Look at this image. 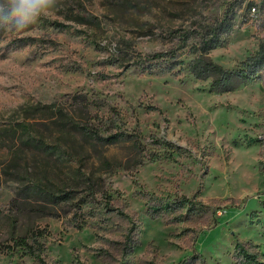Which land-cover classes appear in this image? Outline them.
<instances>
[{"label":"rangeland","instance_id":"1","mask_svg":"<svg viewBox=\"0 0 264 264\" xmlns=\"http://www.w3.org/2000/svg\"><path fill=\"white\" fill-rule=\"evenodd\" d=\"M228 12L233 28L209 55L234 69L264 47V0H62L27 29L0 31V264H178L195 253L235 264L243 242L264 259V79L217 91L190 72L193 47ZM83 126L138 141L103 143ZM145 194L210 209L154 217ZM35 233L44 261L7 247Z\"/></svg>","mask_w":264,"mask_h":264},{"label":"trees","instance_id":"2","mask_svg":"<svg viewBox=\"0 0 264 264\" xmlns=\"http://www.w3.org/2000/svg\"><path fill=\"white\" fill-rule=\"evenodd\" d=\"M254 4H249V9L254 7ZM233 28V14L228 12L221 19L216 21L215 23L208 24L206 32L201 35L200 42L193 47L192 52L195 54L194 58L190 63V72L197 79H211V85L214 90L217 91H231L236 89L239 85L247 82H251L254 80H262L264 79V47H261L260 51L254 55H251L244 59L237 68H226L221 64L213 61L210 57L209 52L211 49L224 45L225 43V34L228 33ZM5 27H0V31H4ZM189 38L188 32H184L181 34V46H186V41ZM172 51H159L151 54V58L153 59H173L174 54ZM53 105H45L39 109L50 110ZM58 115L54 119H58L62 124H69L71 122V118L68 116L69 114L64 113L62 109L58 110ZM19 125L24 126V129H28L30 127L31 122L28 123H19ZM16 131V129H14ZM83 130L86 134L92 135L97 140L103 143H114L121 139H132L136 138L135 141H138L137 136L138 133H130V132H113L110 134H102L99 129L93 130L89 127H84ZM129 133V134H128ZM36 140V144L40 147L44 148H53L54 146L47 144V142L42 138H34ZM30 142V141H29ZM162 143L168 144L166 148H172L173 144L170 142L161 141ZM173 149V148H172ZM151 152V151H150ZM170 153H168L169 155ZM160 156V151H152L149 154V158L155 159ZM88 188H90L91 193H95L96 190L92 187L94 186V178L91 174L88 176ZM75 193L74 189H70L69 191L62 192L60 194H54L53 199L57 203H63L70 200L72 195ZM105 198L104 209L107 212H115L118 210L113 204L112 200L107 199V192H102ZM110 198V196H109ZM145 198L147 199V204H149L151 208V213L154 217L163 216L167 219H174L172 214H175L178 210L185 209L184 213H180L179 215L190 217L196 216H204L207 211H209L210 206L203 202L202 200L197 199L195 196L188 197L187 195H181L174 200L172 199H158L153 196H149L145 194ZM88 202L87 198H80L75 206L77 210H75L70 221L79 229L83 228L88 220L86 218L87 211H84V206ZM171 213V214H170ZM52 215H59L53 214ZM178 215V217H180ZM81 217V218H80ZM175 217V216H174ZM176 217V218H178ZM37 233L32 235V239L26 235L18 236L13 238V246H7L12 250L21 249L24 253L30 254L32 257L36 258L38 261H44L41 256V250L37 246L38 240H36ZM247 243H238L236 246L235 253L233 255L235 264H264V259L260 256V253L253 250L254 248H247ZM178 264H207L206 260L203 258L201 254L195 253L191 257H185Z\"/></svg>","mask_w":264,"mask_h":264},{"label":"clouds","instance_id":"3","mask_svg":"<svg viewBox=\"0 0 264 264\" xmlns=\"http://www.w3.org/2000/svg\"><path fill=\"white\" fill-rule=\"evenodd\" d=\"M62 0H0V27L23 31L54 14Z\"/></svg>","mask_w":264,"mask_h":264},{"label":"built area","instance_id":"4","mask_svg":"<svg viewBox=\"0 0 264 264\" xmlns=\"http://www.w3.org/2000/svg\"><path fill=\"white\" fill-rule=\"evenodd\" d=\"M254 9H255V7H254Z\"/></svg>","mask_w":264,"mask_h":264}]
</instances>
